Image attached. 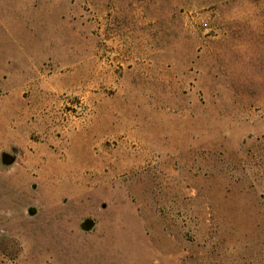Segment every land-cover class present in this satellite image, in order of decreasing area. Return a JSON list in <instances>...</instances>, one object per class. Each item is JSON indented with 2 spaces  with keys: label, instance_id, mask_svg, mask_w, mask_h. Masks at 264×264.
<instances>
[{
  "label": "rangeland",
  "instance_id": "obj_1",
  "mask_svg": "<svg viewBox=\"0 0 264 264\" xmlns=\"http://www.w3.org/2000/svg\"><path fill=\"white\" fill-rule=\"evenodd\" d=\"M0 264H264V0H0Z\"/></svg>",
  "mask_w": 264,
  "mask_h": 264
},
{
  "label": "water",
  "instance_id": "obj_2",
  "mask_svg": "<svg viewBox=\"0 0 264 264\" xmlns=\"http://www.w3.org/2000/svg\"><path fill=\"white\" fill-rule=\"evenodd\" d=\"M3 160L6 161V163H8V164L11 162V160L8 159V157H6V156H3ZM28 213H29L30 215H33V214L35 213V211L32 210V209H30ZM85 225H86V226H83V227H84V228H88L87 226H89L90 223L87 222Z\"/></svg>",
  "mask_w": 264,
  "mask_h": 264
}]
</instances>
